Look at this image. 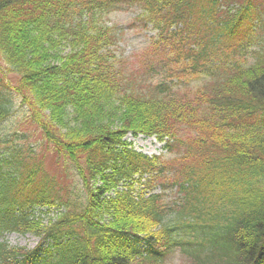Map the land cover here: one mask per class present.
<instances>
[{
	"label": "trees",
	"instance_id": "obj_1",
	"mask_svg": "<svg viewBox=\"0 0 264 264\" xmlns=\"http://www.w3.org/2000/svg\"><path fill=\"white\" fill-rule=\"evenodd\" d=\"M134 7L160 40L129 66L106 16ZM0 66L18 75L0 85V235H46L60 264H164L178 250L264 264V0H0ZM15 112L65 155L63 178L9 131ZM128 133L166 137L167 155ZM30 254L0 241V264Z\"/></svg>",
	"mask_w": 264,
	"mask_h": 264
},
{
	"label": "rangeland",
	"instance_id": "obj_2",
	"mask_svg": "<svg viewBox=\"0 0 264 264\" xmlns=\"http://www.w3.org/2000/svg\"><path fill=\"white\" fill-rule=\"evenodd\" d=\"M112 22L125 27V32L123 34V41L121 42L120 51L125 52L130 56L131 66H134L135 60L143 54V49L149 44L151 36L154 32H148L145 21L137 16V12L130 9L123 12H117L112 14ZM118 50V49H117ZM136 52V53H135ZM134 53V54H133ZM15 81V80H14ZM34 140V139H33ZM137 147L141 148L147 153H153L157 151L159 144L154 137H140L137 139ZM45 157L42 154L40 157L44 159V163L49 171L52 173H62L66 170L64 163L61 160L57 161L56 156L53 154H47ZM41 159V158H40ZM7 240L12 245L32 247L35 245L37 238L31 234H17L12 233L7 236ZM167 264H188L180 256L174 255L168 260Z\"/></svg>",
	"mask_w": 264,
	"mask_h": 264
}]
</instances>
